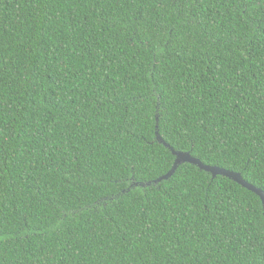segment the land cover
<instances>
[{
    "label": "trees",
    "instance_id": "16d2710c",
    "mask_svg": "<svg viewBox=\"0 0 264 264\" xmlns=\"http://www.w3.org/2000/svg\"><path fill=\"white\" fill-rule=\"evenodd\" d=\"M157 125L264 192V0H0V264H264L255 193L139 185Z\"/></svg>",
    "mask_w": 264,
    "mask_h": 264
},
{
    "label": "water",
    "instance_id": "95a60500",
    "mask_svg": "<svg viewBox=\"0 0 264 264\" xmlns=\"http://www.w3.org/2000/svg\"><path fill=\"white\" fill-rule=\"evenodd\" d=\"M156 134H157V140L159 141V143L163 144L166 148H168L172 152L173 156L175 157V162L169 173H167L166 175L162 176L161 178H159L158 180L154 182L139 184L141 187L157 185L163 181H168L176 174L180 166L184 164H190V165L196 166L201 171H204L210 174L213 179L217 178L218 176H222V177L232 180L233 182L249 190L250 192L255 193L261 199L262 204H263V209H264V192L261 189H258L255 186L249 184L247 181H245L241 173L228 171L226 169L216 167V166L205 165L200 159L193 157L190 152L176 151L174 148H172L169 144H167L162 139V137L159 134L158 125H157ZM135 185H138V184H135ZM133 187L134 186H132V188Z\"/></svg>",
    "mask_w": 264,
    "mask_h": 264
}]
</instances>
